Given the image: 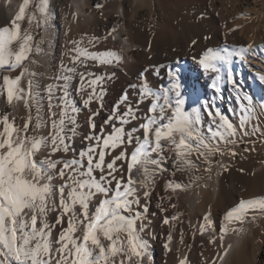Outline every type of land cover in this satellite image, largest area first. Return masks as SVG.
<instances>
[{
    "label": "bare ground",
    "instance_id": "bare-ground-1",
    "mask_svg": "<svg viewBox=\"0 0 264 264\" xmlns=\"http://www.w3.org/2000/svg\"><path fill=\"white\" fill-rule=\"evenodd\" d=\"M253 1L48 0L45 17L37 11L39 0H30L23 20L17 23L22 32L27 31L32 35V52L20 68L0 70V77L8 75L15 78L27 69L19 85L24 92L22 98L14 100L11 105L7 102L6 93L0 94V117L7 114L9 120L14 121L20 129L31 117L27 135L49 137L53 132L52 122L59 121L62 111L66 83L63 77L71 76V80L67 81L68 100L78 112L72 113L69 109V116L76 120V135L72 136L70 129L73 125L65 118L64 132L66 137H71L66 141L70 150L67 154L57 152L51 158L72 159L89 145H95V140H86V136H106L111 132L112 124L120 126L118 121L112 124H105L104 121L113 114L118 116L126 112V104H130L141 119L124 125L125 130L139 127L143 118L149 115L151 103L150 99L142 102L140 99V89L145 82L153 91H160L170 88L178 77L185 110H199L201 122L197 127L206 142L218 146L219 150L230 143L211 136L209 129L212 132L218 130L217 112L236 129L237 134L229 137L230 141H250L255 134L251 128L252 120L260 104L264 108V83L258 79L259 75H264V0ZM22 4L23 0H0V28L11 27ZM253 4L254 7L251 6ZM32 15L36 18L29 23ZM39 30H42L40 39ZM248 45L252 47L245 53V61L233 56L229 65L221 66L219 80H216L217 73L206 74L197 63L208 49L227 47L231 51L247 48ZM12 47L15 49L17 45L13 44ZM78 48L90 54L114 53L119 60L112 58L110 64H100L84 56L78 57ZM68 69L73 71L69 72ZM81 73L84 76L82 91L79 90ZM229 73L232 82L229 81ZM101 77L103 79L94 87L97 96L103 92L102 98H94L90 105L85 106L84 100L92 91L89 81ZM30 80L35 99H29L27 95ZM214 82L216 87H213ZM2 83L0 79V85ZM125 93L128 100L120 103ZM171 95L174 98V93ZM245 96L251 98V104L244 99ZM245 109H250V112L242 128L241 118ZM37 117L43 125L39 129L35 128ZM90 118L96 125L95 129L90 127ZM135 135L142 136V130ZM161 143L167 147V141ZM133 147L134 144L127 147V151L130 153ZM240 150V144L228 148L218 161L217 152L209 153L201 149L205 155L193 153L190 157L193 168L183 172L176 170L174 152L163 153L167 158L162 164L165 170L153 177L154 183L149 185L147 200L143 197L144 189L136 185L141 205L148 207L142 221L145 229L141 233V238L147 242L148 254L140 264H179L185 257L187 264H213V261L215 264H264V212L250 211L243 223L228 225L229 230L224 235L221 247L220 235L225 225V213L241 200L264 197V161L253 164L260 148L251 145L248 151H243V157L247 158L243 162L247 164L245 166H254L250 174L256 178L249 184H244L239 174L230 167ZM120 151L117 149L111 155H106V162ZM49 152L50 148L42 149L36 159L45 158ZM153 158H156L155 154ZM199 160L203 161V167L198 164ZM117 165L121 167L126 181L127 164L118 161ZM95 175L99 178L100 173L96 172ZM203 176H207V180L202 183ZM132 177L137 181L142 179L138 169L133 171ZM169 182L182 184L185 188L173 192L167 187ZM53 183L59 185L63 181L57 179ZM100 198L93 200V210ZM138 210L143 211V208ZM209 210L211 227L204 222ZM58 214L56 211L50 212L48 222L55 224ZM173 216L177 219L172 220ZM165 218H168V224L163 223ZM140 223H137L138 229ZM202 225H205L203 234L200 232ZM66 227L67 217L62 225L53 228L54 248L58 247L55 241L59 233ZM169 234L172 236L169 244L171 251L166 253L164 244L168 243ZM225 249L227 255L221 260L218 254L223 255ZM130 264H136L135 257Z\"/></svg>",
    "mask_w": 264,
    "mask_h": 264
},
{
    "label": "snow or ice",
    "instance_id": "snow-or-ice-1",
    "mask_svg": "<svg viewBox=\"0 0 264 264\" xmlns=\"http://www.w3.org/2000/svg\"><path fill=\"white\" fill-rule=\"evenodd\" d=\"M29 4L30 0H23L18 15L11 22V27L0 28V70L20 68L32 52L30 43L33 40L32 35L27 31L22 32L20 24L17 23L23 20ZM36 8L46 17L48 0H39ZM35 18V15H32L29 23ZM13 44L17 45L15 49L12 47ZM251 47L252 45H248L247 48L241 47L231 51L227 47L221 50L208 49L197 63L206 74L217 73L216 80H219L221 66L229 65L233 56L245 61V53ZM37 52H39L38 48ZM77 52L78 57L84 56L100 64H110L112 58L119 60L114 53L90 54L79 48ZM68 71L72 72L73 69ZM25 72L27 69L21 71L15 78L8 75L0 77L3 82L0 85V94L6 93L9 105L14 100L22 98L24 89L19 85ZM63 79L66 83L62 97V111L59 121L53 120V132L49 137L27 135L31 117L23 129L16 127L7 114L0 117V127H2L0 130V264H130L134 257L136 264H140L142 258L148 254L147 242L141 238V233L145 229L142 221L148 212V207L146 204L141 205L139 189L136 185L139 184L144 189L143 197L147 200L150 195L149 185L154 183L153 177L165 170L162 167L167 159L163 155L165 151L174 152L176 170L183 172L193 168L190 159L193 153L204 156L205 152L201 149L209 153L220 150L218 146L206 142L197 127L201 122L199 110L195 108L191 111L185 110L181 85L179 78L176 77L168 89L153 91L146 82L141 86V102L150 99L151 103L148 108L149 115L143 118L138 128L125 130L124 125L132 120L141 119L137 116L136 110L130 104H126V112L118 116L113 114L104 121L105 124L118 121L119 127L112 124L111 132L106 136H86V140H95V145H89L86 150L79 153L78 157L54 160L51 156L55 153L67 154L70 150L66 141L71 137H66L64 132L65 118L73 125L70 129L72 136L76 135V120L69 116V109L72 113L78 112L68 100L67 81L71 80V76L66 75ZM102 79L101 77L89 81L92 91L84 100L85 106L90 105L94 98H102L103 92L97 96L94 87ZM258 79L264 83V75H259ZM83 80L84 76L81 73L80 91L84 89ZM229 81L232 82L230 73ZM131 87L135 88L136 85ZM213 87H216L215 82ZM28 88L29 99H35L31 92V80L28 82ZM171 93H174V98ZM49 94L51 96V88ZM244 99L251 104L250 97L245 96ZM127 100L128 95L125 93L120 103H125ZM25 103L27 106V101ZM51 107L49 100V108ZM244 112L241 118L242 128L247 123V113L250 109H245ZM215 116L219 118V124L217 131L212 132L209 129L212 138L219 137L226 143L234 142L228 139L237 134L234 126L219 112L215 113ZM90 121V127L95 129L94 121L91 118ZM42 126L37 117L35 128L39 129ZM141 130L142 136L135 135ZM162 141L168 142L167 147L161 143ZM133 144V150L129 153L127 147ZM44 148H50L49 154L37 160V154ZM117 149L121 151L106 162V155H111V152ZM153 154L156 158H153ZM118 161L127 164L126 181L121 167L117 165ZM136 169L142 176L139 181L132 177ZM96 172L100 173L99 178L95 175ZM117 173L120 175L117 176ZM57 179L63 183L55 185L53 181ZM167 187L173 192L185 188L184 185L173 182H169ZM97 197L101 198L94 205L93 210L92 202ZM141 207L143 211L138 210ZM53 211L59 214L55 224H50L47 217ZM250 211L264 212V197L241 200L237 206L225 213L223 217L225 225L220 235L221 247H223L224 235L229 230L228 225L234 222L243 223ZM209 215L210 210L204 216L207 227L212 226ZM65 217H67V227L59 233L55 241L58 247L54 248L52 230L55 225H62ZM171 219L176 220L177 217L173 216ZM138 221L141 222L139 229ZM163 223L168 224V218H165ZM205 225L201 226V234L205 231ZM232 230L237 231V229ZM167 239L168 243L164 244L166 253L171 251L169 248L171 234ZM224 255H227V249L223 255L218 254L221 260ZM179 264H187V257L180 260Z\"/></svg>",
    "mask_w": 264,
    "mask_h": 264
},
{
    "label": "rangeland",
    "instance_id": "rangeland-1",
    "mask_svg": "<svg viewBox=\"0 0 264 264\" xmlns=\"http://www.w3.org/2000/svg\"><path fill=\"white\" fill-rule=\"evenodd\" d=\"M256 1L260 2V0H254L253 2H256ZM251 6L254 7L255 5L253 4ZM41 33H42V30H39V37H38V39L41 38ZM252 124H253L252 127H251L252 130H254V129H260V130L254 132L255 134L252 135V137H253L252 140H250V141H244V142L243 141L242 142H236V141L235 142H230L227 146H224L223 149H220V151L217 154V157L219 158L218 161H220V159L224 155V152H225L226 149L231 148V147H235L238 144L241 145V150L238 152L236 159L231 163L230 167H232L231 168L232 171H234V172H236V173L239 174V176L241 177V179H242V181H243L244 184H247V183L249 184L250 181L255 180V178H256V177H253L250 174L254 170L253 169L254 166H251V167H249V165L248 166H245L247 164L246 163H243L247 159V158L245 159V157H243L244 156V153L246 151H248L249 148H251V145L260 148V150H259V152L257 154L256 161L254 160L253 164L255 162L256 163H259V162L264 161V108H263V105L262 104H260V106L258 108V112L255 115L254 119L252 120ZM257 133H258V135H257ZM256 145H258V146H256ZM243 151H245V152H243ZM241 163H243L244 165L241 164ZM198 164L201 167L204 166L202 160H199L198 161ZM206 180H207V176H203L201 182L203 183Z\"/></svg>",
    "mask_w": 264,
    "mask_h": 264
}]
</instances>
